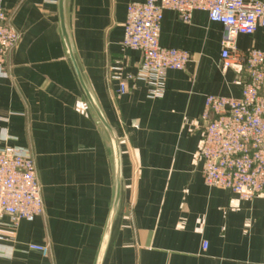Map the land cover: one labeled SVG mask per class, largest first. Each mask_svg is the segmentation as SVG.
Returning <instances> with one entry per match:
<instances>
[{
  "label": "crops",
  "instance_id": "crops-1",
  "mask_svg": "<svg viewBox=\"0 0 264 264\" xmlns=\"http://www.w3.org/2000/svg\"><path fill=\"white\" fill-rule=\"evenodd\" d=\"M132 1L143 0L66 2L79 62L120 139L122 204L103 264H264V199L206 186L196 156L205 96L241 93L242 65L218 67L223 27L204 11L189 23L163 11L160 45L191 58L166 72L163 96L152 99L134 77L141 53L121 45ZM2 5L20 38L0 72V149L33 157L43 214L2 218L0 264H94L113 197L110 154L66 58L57 0ZM233 42L264 49V28ZM117 67L128 77L118 97ZM30 244L47 245L48 255Z\"/></svg>",
  "mask_w": 264,
  "mask_h": 264
},
{
  "label": "built area",
  "instance_id": "built-area-1",
  "mask_svg": "<svg viewBox=\"0 0 264 264\" xmlns=\"http://www.w3.org/2000/svg\"><path fill=\"white\" fill-rule=\"evenodd\" d=\"M171 10L189 23L193 12L204 11L211 22L223 27L218 67L226 72L233 63L242 65L243 80L238 98L206 95L199 120L201 141L197 158L203 182L222 188L240 199H264V49L238 51L233 39L264 28V0H143L127 4L121 45L137 50L141 59L134 77L149 84L147 96L160 98L165 91L168 70H182L190 54L159 43L163 11ZM9 12L0 0V72L19 41ZM121 68L113 69L116 95L127 92V78ZM43 214V202L33 157L28 151L0 149V227L7 216L13 224L32 221ZM0 235V239H3ZM207 244L202 243L205 249ZM28 248L47 256V245Z\"/></svg>",
  "mask_w": 264,
  "mask_h": 264
},
{
  "label": "water",
  "instance_id": "water-1",
  "mask_svg": "<svg viewBox=\"0 0 264 264\" xmlns=\"http://www.w3.org/2000/svg\"><path fill=\"white\" fill-rule=\"evenodd\" d=\"M66 2L67 0H57L59 30L64 52L69 62L72 73L75 77V80L78 84V87L85 100L86 106L94 120L96 127L100 131L105 146L107 147L110 154L109 157L113 176V197L110 211L105 223V227L94 261V264H103L111 240L113 228L116 223L122 204L123 181L121 177V163L119 150L120 139L117 137L114 129L111 127V125L105 118L103 111L97 101V98L79 62L67 22Z\"/></svg>",
  "mask_w": 264,
  "mask_h": 264
}]
</instances>
